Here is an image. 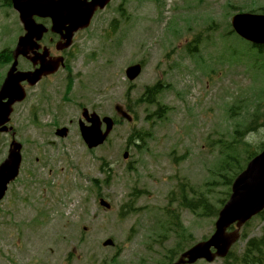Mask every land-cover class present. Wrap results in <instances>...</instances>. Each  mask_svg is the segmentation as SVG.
Wrapping results in <instances>:
<instances>
[{"label":"rangeland","instance_id":"1","mask_svg":"<svg viewBox=\"0 0 264 264\" xmlns=\"http://www.w3.org/2000/svg\"><path fill=\"white\" fill-rule=\"evenodd\" d=\"M153 1H133L130 6L132 24L129 28L122 26L118 34H113L114 36L109 38V45H105L107 37H103L101 41H92L91 46H88L87 40L97 38L103 29L110 27L111 20L116 18L111 12H117L116 9L122 0H116L108 14L102 15L97 20L92 32L78 40L76 49L80 50L83 57L89 58L86 53L95 51L98 58L93 62L95 65L88 61L85 70L82 66L75 67L76 71L84 72L78 80H75L76 77L73 78L75 81L69 90L72 99L79 94L75 99L77 103H60L68 84L65 76L61 75L53 79L51 84L46 85L47 90L43 87L37 89L38 93H33V97L25 105L18 106L13 116L18 137L25 148L26 167L30 174L32 163L37 157L41 158L44 167H47L51 160H57V156L53 155L50 149H46L45 152L44 147L37 146L54 140L52 135L54 121L62 127L69 126L71 121L74 122L71 136L60 141L63 145L59 149L60 162L74 170L67 174L66 178L60 176L55 182L52 188H58L56 195L52 192V188H47V204L43 207V209L54 207L51 221L55 223V234L58 236L60 232L65 235L67 250L62 254L69 256L60 258L64 264H159L161 255L167 251L179 253L186 248L185 246L209 238L214 232L216 218L206 216V211L201 208L206 202L220 208L221 201L225 200L230 192V187L225 184L226 180L222 179L220 174L228 173L230 168L229 179H231L236 173L229 163H224V160H228V156H240L238 166L244 168L247 163L249 149L245 150L244 145L248 144L240 140V143H235L239 138L237 130L244 131L255 116L261 118L260 123L264 122V78L258 82L251 76L247 64L225 63L223 66L225 69L221 68V73H218V69L214 67L215 71L211 73L210 78H199L195 77L198 66H191L190 62H186L184 64L189 66V74L192 78L182 77L176 67L173 71L164 73L172 89L167 90L160 97L159 101L164 107L162 119L149 118L159 109L157 104L150 107L149 116L142 112L145 106L135 108L134 114L137 120L141 118L139 123L133 124L134 126L126 124L118 126L110 141L112 144L105 146L103 150L92 152H88L83 147L76 127L80 117L79 104L90 110L97 109L101 115H115L112 106L116 103L131 104V101L142 97L144 92L142 93L140 89L145 88L147 80L150 81L149 85L156 83L155 69L159 62L165 64L167 61L165 52V57L162 56V48L150 50L152 45H148L146 50H142L141 43L144 38L146 42L155 38L161 44L164 42L162 22L141 27L145 20H151L153 15L155 16ZM177 1L179 0H170L172 3ZM244 1L242 9H250L252 0ZM191 2L199 5L202 0H191ZM196 9H199V6H196ZM183 11L185 7H179L178 13ZM221 13H223L221 7H216L204 14L208 17H214L216 14L217 17ZM157 14L159 19L163 18V13L157 12ZM217 18L220 24H229L223 16ZM183 21L178 22V28L172 29V38L176 31L185 30L181 27ZM4 27H8V32H2ZM219 28L212 33H218ZM16 31L20 32L16 16L13 13L8 14L6 7H2L0 2V52L4 50V46L12 43ZM142 32L144 38L140 41L139 35L142 36ZM200 32L212 36L202 29ZM221 32L226 40L222 43L224 51L227 50L239 60V57L245 55L258 59L257 54L236 37H227L225 28H222ZM112 38L115 39L113 42ZM211 38L213 40L210 41V45L217 40L215 35ZM194 42L201 46L203 40L196 37ZM169 43L171 45L172 41L169 40ZM210 45L207 47L209 53H212ZM177 53L175 50L171 56ZM184 53L186 54L185 51ZM144 59L146 64L143 82L138 80L131 84L126 81L124 70L127 66ZM109 68L116 74L117 81L114 84L110 81L114 76L113 70L111 72ZM163 68L160 67L161 70ZM200 69L209 72L207 67ZM4 72L5 70L0 68V74ZM95 72H100L101 75L107 73V76L103 77L104 81L101 85V82L91 84L85 89L84 82L94 77L90 75ZM185 72H188V69ZM203 79L210 80V83H202ZM134 85L137 86L136 93L129 94ZM107 86L113 89L109 91L106 89ZM103 95L106 97H102ZM136 102L137 100L134 103ZM34 105L41 125L33 123ZM140 129H144L146 133L144 139L138 142L143 144L142 148L138 149L132 145L130 137L134 131ZM245 140L251 145L248 146L253 148H250L251 152H259L261 145L264 144V130L249 133ZM10 141L9 136L0 135V163L7 157ZM232 142L235 143L232 151H226L225 149ZM126 151L129 152L128 160L123 158ZM103 160H106L108 166L112 168L110 173L112 186L106 191L102 190L112 203L113 209L108 212L99 209L87 179V174L92 175L93 179L102 180V177H107L100 170ZM41 168L43 167L37 166L36 173H39ZM51 169L54 167L51 166ZM23 172H25L24 168ZM81 175L85 180H81ZM29 180H33L32 175H29L27 180L19 181L14 185L12 192L9 193V196L13 195L14 198L10 207L7 208L4 204L0 209V264L13 262L10 258L13 257L14 246L12 225H20L14 222L16 215L19 214L18 219L24 225L36 215V205V207L22 205L16 199L17 196L26 197ZM45 180L55 181L47 173ZM196 199L199 205L196 211L181 206L183 204L188 207L189 202L192 200L196 202ZM65 201V210H63L62 204ZM129 202H132L130 215L121 219L120 208ZM77 203L78 208H75ZM166 209L171 213L169 217ZM70 225H73V228ZM45 226L33 232L32 244H24L25 254L36 250L41 258L45 257L48 246L54 244L53 234L46 231ZM263 227L262 219L256 218L245 229L244 234L251 239L261 238ZM109 238L115 241L116 248L102 247V243ZM181 239L184 245L179 243ZM242 242L233 253L240 252L239 247L244 244ZM71 251L74 252L72 256H70ZM117 254H119L118 258L112 261ZM215 264L229 263L221 261ZM235 264L239 263L235 262Z\"/></svg>","mask_w":264,"mask_h":264},{"label":"water","instance_id":"2","mask_svg":"<svg viewBox=\"0 0 264 264\" xmlns=\"http://www.w3.org/2000/svg\"><path fill=\"white\" fill-rule=\"evenodd\" d=\"M53 67H48L41 71V75H47L54 71ZM16 149L12 150L9 160L3 166L0 172V196L4 188V181L9 176L12 179L19 166L20 157ZM264 209V154L253 161L247 171L243 173L233 185V195L229 203L221 212L220 221L218 223V233L211 241L210 245L215 246L220 250V253L225 248L226 227L238 221L242 223L249 220L253 215ZM194 256L207 257L212 260L213 257L207 253V247H199L194 252Z\"/></svg>","mask_w":264,"mask_h":264},{"label":"bare ground","instance_id":"3","mask_svg":"<svg viewBox=\"0 0 264 264\" xmlns=\"http://www.w3.org/2000/svg\"><path fill=\"white\" fill-rule=\"evenodd\" d=\"M193 86V85H192Z\"/></svg>","mask_w":264,"mask_h":264}]
</instances>
